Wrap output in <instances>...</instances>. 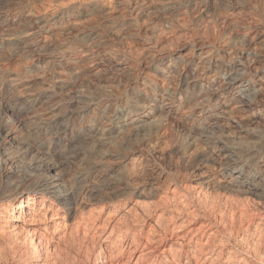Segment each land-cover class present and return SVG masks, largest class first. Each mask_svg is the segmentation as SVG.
Wrapping results in <instances>:
<instances>
[{"label":"bare ground","instance_id":"1","mask_svg":"<svg viewBox=\"0 0 264 264\" xmlns=\"http://www.w3.org/2000/svg\"><path fill=\"white\" fill-rule=\"evenodd\" d=\"M36 1L4 0L16 6L13 13L0 8V60L12 64L33 52V66L49 58L50 70L57 67L56 75L36 69L40 76L31 78L23 63L13 70L0 65V249L22 238L29 257L50 264L61 221L50 231L46 215L54 202L69 213L77 204L78 146L97 142L102 166L135 175L148 158L127 151L143 140L185 158L193 184L181 183L187 170L174 181L162 175L148 188L157 199L134 200L122 216L133 223L154 216L149 235L162 232L194 257H206L214 241L235 238L246 248L237 260L227 255L228 264H264V0H117L112 12L100 0H50L54 12L38 19ZM153 39L176 47L164 50L162 42L160 49ZM20 127L29 141L22 134L18 141ZM216 189L226 192L229 209L222 207L224 193L211 199ZM113 194L98 199L97 215ZM42 228L56 242L38 249Z\"/></svg>","mask_w":264,"mask_h":264},{"label":"rangeland","instance_id":"2","mask_svg":"<svg viewBox=\"0 0 264 264\" xmlns=\"http://www.w3.org/2000/svg\"><path fill=\"white\" fill-rule=\"evenodd\" d=\"M74 1L75 2L76 1L77 2H82V1L85 2L87 0H82V1L81 0H63V2L66 3V4H68L70 2L73 3ZM100 1H101V3H103V5L107 9L110 8L109 9L110 12L114 11L115 1L117 2V0H100ZM49 2H50V0L49 1L48 0H37L34 3V16L33 17L38 19V17L39 18L44 17L42 15L54 12V11H52V10H54V8L51 6V3H49ZM10 3H9V5L8 4L6 5V2H4V0H1L0 8L3 9V7L5 5L6 8L4 7V9H7V10L9 9L8 11H10V12L12 11V13H13L16 6L13 5L12 3L10 4ZM184 8L183 9L185 11H187V8L186 7H184ZM11 17H15V16H11ZM153 41H155V42H153ZM153 41H151L152 45L156 43L155 39H153ZM164 42H166V41L163 40V41H161L159 43H156L157 47H159L161 43H162L161 44L162 48H165V47L169 46L168 48H165L164 50H168L169 48L170 49L172 48L171 50H173L176 47V46L175 47H171V45H169L171 41L170 42L167 41L169 43L168 46H166L167 44L164 45ZM174 42L176 43L177 40L174 41ZM0 45L4 46L3 40H2V42L0 40ZM5 45H8V47L9 46L11 47V45H9L7 43H5ZM127 45L128 44H126L125 46H127ZM149 45L150 44H147L146 46H149ZM176 45H177V43H176ZM172 46H174V45L172 44ZM161 47H159V48L161 49ZM25 56L27 58V60H26L27 63H25L26 62L25 61ZM36 56H37L36 53H33V52L32 53L31 52L27 53L26 52L24 57L21 60H18L17 62L12 63L13 66H12V64H10L7 61L6 57H3L0 60V65H2L3 62L4 63L6 62V65L5 64L4 65L6 67L7 66L8 67L12 66V67H9V68L13 70V67L15 68L14 65L17 64L16 66H18L20 64V66H21L22 65L21 63H23L25 65V66L23 65L25 67V71H27V73H28L27 74L25 72L26 73L25 75H29V76H30V73L32 75L33 74V70H36V69H37L36 71L39 74L41 72V75L43 73L52 74L53 72H54L55 75L57 74L56 73L57 72V70H56L57 67L56 68L54 67L55 69L51 68L52 71L50 70V67L54 66V65H52L53 64L52 59L46 58L44 60V62L42 61L40 64H38L40 66V69L37 66H33V64L37 65L36 63H33V61L35 60V59H33V57L36 58ZM46 60H48V62L50 60V62L47 63ZM50 64H51V66H50ZM20 66L16 67V69L19 68ZM48 67H49V69H48ZM35 73L36 72L34 71V74L32 75V77L31 76L30 77L31 78H35V77L40 76V75L35 74ZM69 73H66V76L70 77L71 79L75 78L74 73H71V72H69ZM67 74H69V75H67ZM29 76H28V78H29ZM26 78H27V76H26ZM125 80H126V78H125ZM26 130H27L26 128L20 127V131H17V132H19V134L17 133L18 134L17 135L18 136V141L21 140V139L24 141V137L25 138L27 137L26 133H28V131H26ZM24 131H26V133ZM23 133L25 134V136H24ZM20 134H22L21 137H23V138H21L19 136ZM26 140L29 141L28 138H26L25 141ZM28 143H30V142H28ZM145 143H147V142L146 141L144 142L143 140L138 142V144L134 148L136 150V148L139 147L138 152H136L134 149H130L131 151L130 150L127 151V153H129L128 155H130L133 158H135L136 154H137L136 157H138L139 154H141V153H144V155L147 156V158H148L145 161L147 166L146 165L143 166V168L145 167L144 170H143V168L137 170L136 172L140 173L139 175H138V173L134 172L136 176L131 171H130L131 173L129 172L130 175H128V173H127L128 171L115 172L111 168H106V167L102 166L101 163H99L100 161H97V160H101V153H102L101 150H103V148H99L101 146L97 142L92 143L94 149L92 148V144H91V147H90L91 149L88 148V146H90V145L83 146V147H86V148H83L81 145L78 146V152L79 151L80 152H79V154L76 155L75 158H73L74 164L76 165L77 169L80 171L79 176H78V181H77L78 182V194L80 196L78 195L77 204L76 203L74 204L73 208L71 209V211L69 213L66 209H64L60 205H57V202H54L53 204H51L50 209L47 211V215H46L47 219H46L45 222H46V226L48 228H50V231H52L51 229H53V222L54 221H57V220L61 221L60 222V226H58L59 230L57 232L58 234L56 235V237L57 238H58V236L60 237V238H58V239H60V241H58V242H60V244H58V245H60L59 246L60 247V249H59L60 251L58 250V252H60V253L62 252V253L60 254V253H58L56 251L57 254H55V252L53 253L54 250H51V252H52L51 256L53 258L51 257L50 264H53V263H55V264H68V263L72 264L73 262H74V264H78V262H80L79 264H212V263L213 264L214 263L215 264H224V263L228 264L226 262V260L229 259L227 257V255L229 256L230 254L231 255L233 254L232 256H234V257L236 255V257L233 260H237L238 258L241 257V255L243 253V250L246 248V245L243 242L237 241L235 238H233V239H231L229 241H228V239L226 240V238H223L221 240L222 243H220L221 241L220 242L219 241H214L215 243L213 242L212 245H211L212 246L211 247V251H208L209 254L206 253L207 251H205V253L207 254L206 257H205V254H203L202 257L197 258V257H194V254H192V252H190L187 248H181V245L179 243H177V242L175 243V241L172 240L170 238V236H168L166 238V239H168V241H167L164 238V235H163L162 232L154 234L155 236L154 235H152V236L149 235V233L147 232L148 227H149L148 224H149V222L153 223L152 219H153L154 216L148 218L147 216L142 217L143 215L141 214L142 219H140L141 221L139 220V222L137 221L138 223H135L136 221H134V223H133L134 219L132 218L131 215H129V217L126 216V218L128 217L127 220H129V221L131 220L132 223H131V221L128 222L126 220V218H124V216H122L121 212H123L125 210V208L130 206L131 203L134 202V200L139 199L141 202L143 201L144 204L148 205V204L151 203L150 201H152V200L155 201V199H157L156 196L153 197V195H151L152 193H150V190L148 188L150 186H152V185H155L156 182H159V177L162 176V175L165 176L167 174L166 177L167 176L170 177V178L167 177V179H170L171 181H174L177 178L181 179L182 175H184V176L187 175V172L185 171V170H187L188 171V176L185 178L186 180H183L184 177L182 176V182L181 183L183 185L193 184V182H192L193 178L190 176L191 174H189V170H191L190 169L191 166L187 165L188 163H186L187 160L185 158L184 159H183V157H180L178 159L177 158H173V157L168 155L170 153L169 150H166L163 153L161 148L158 149L159 147H157L156 145L154 146L153 144H150V143L145 144ZM17 144H18V142L15 145H17ZM144 145H145V147H144ZM151 145H153V147ZM140 147H141V149H140ZM146 148H148V149H146ZM153 148H154V151L152 152L153 153L152 154L150 152L153 150ZM92 149H93V151H92ZM95 149H97V151H99V152H97ZM143 149L144 150L146 149L145 150L146 152ZM149 149H150V152H148ZM190 150H192V149L191 148L190 149L187 148L186 151L189 152ZM90 154H92L93 156L90 155ZM80 155H82V156H80ZM85 155L86 156L88 155L87 158L89 156L90 157L87 159ZM161 155H162V157H161ZM165 155L169 156L171 158V161H170V158L165 156ZM155 156H156V158H155ZM80 157H82V158H80ZM92 157H93V159H91ZM76 158H78V159H76ZM95 158H97L96 161H94ZM149 159H150V161H149ZM176 159H177V161H176ZM147 160H148L149 163L147 162ZM181 160H183V161L181 162ZM174 161H176V162H174ZM180 163H184V164L180 165ZM185 163H186V167L188 166L189 169L185 167ZM87 164L90 167H88ZM174 164H175V166H173ZM177 164L179 165V167H178ZM128 165H130V166H128V168L131 169V162ZM95 166H96V168H95ZM103 167H104V169H103ZM177 167L180 168V169H178ZM178 170H180V171H178ZM157 171H159V172H157ZM176 172H177V174H176ZM181 173H182V175H181ZM119 175H120V177H119ZM154 175L155 176L157 175V177H155ZM132 176H133V178H132ZM127 177L128 178L130 177V178L128 179ZM144 183H145V185H144ZM80 186H82V188ZM92 187H93V189H92ZM131 189L133 191H131ZM122 190H124V192L127 193V194H125ZM217 190H218V192H217ZM140 192H142V194H139ZM213 192H216L217 193V194L215 193L216 195H221V193H224L223 195H221L222 197L226 194V192H223V191H221L219 189H216L215 191H212V193H209L210 196L212 195L211 199H215L214 197L216 196V195L213 196V194H214ZM219 192H221V193L218 194ZM113 193L115 194V198H111L110 204H108V207H105L104 209H102L104 211L101 210V213H100L101 215H97V213L100 212V210H98V209H101V207H102V202H100L101 199L107 198L108 195H112ZM114 194H113V196H110V197H114ZM101 195H102V197H101ZM119 195H122V196L119 197ZM128 195H129V197H127ZM225 197H227V196H224L223 200H222V202H224V203L221 202L222 203V207L223 208L224 207L228 208L229 204L226 202V200H224ZM200 199H202V198H200ZM106 200H108V199H106ZM123 202H124V204H122ZM114 203L115 204L116 203H121L122 205L120 204L119 206H116L114 208L113 207ZM173 203L174 202L171 203V206L174 205ZM75 206H76V208H75ZM161 208L162 207H160V206L157 207V209H155L156 211L154 210L155 213H160V211L163 209V208L162 209ZM110 210H112V212ZM109 211H110V214L108 215L107 213ZM121 218H123V219H121ZM119 220H121V221H119ZM113 222H115V226H113V232H111V235L106 236L107 233L110 231L111 225L112 224L114 225ZM129 226H130V228H129ZM133 229H135V230H133ZM43 230L44 229L42 228L41 231L45 234V236L43 237L45 239V241H44L43 244H41V243L37 244L38 245V247H37L38 249L39 248H41V249L46 248V246L49 247L50 245H52V243L56 242L55 239L51 240L50 239L51 238L50 235L45 233V231H43ZM46 234H47V236H46ZM70 234H72V235H70ZM146 234H147L148 238L146 237ZM157 234H159V235H157ZM156 235L158 237H156ZM160 235L161 236L163 235V236L161 237ZM153 236H154L155 240H154ZM65 238H68V242H67V239L65 240ZM19 239H17V242H19V243H17L16 241H13V240H12V242L11 241L9 242V245L12 243L10 246H11V249H13V250H11L10 252H13V254L9 252V250H10V246L9 245H6L7 249H9V250L3 249V247H1V249H0V253L1 254L0 255L2 257L0 259V264H5V263L6 264H42L41 260L34 259L32 257H29L26 254L25 250H26V245L28 246V241L25 240V239L23 240L22 238L20 240ZM147 239L151 240L152 245H151V243H149L150 241L149 242L146 241ZM63 240H64V242L66 241L67 243L66 242L64 243ZM137 241H139V242H137ZM235 241H237L236 244H235ZM13 242H14V244L16 242L15 246H14ZM216 242H218V245H217ZM24 243H27V244H24ZM63 243H64V245H63ZM220 244H225L226 246H224V245L221 246ZM3 245H5V244H3ZM12 245H13L14 248L12 247ZM147 245H149V246H147ZM163 245H164V248H165V251H164L165 254H163L164 253L163 252V249H164ZM6 246H4V248H6ZM240 246H241V248H240ZM151 247H152V249H151ZM2 249L4 251L5 250L7 251L8 254L6 253V251H5V253L8 256L6 254H4V251H1ZM149 249L151 251H149ZM172 250H174L173 251L174 253L172 252ZM179 250H180L179 255H174V254L178 253ZM239 251H240V253H239ZM133 252L134 253L137 252V253L134 254ZM236 252H238V253H236ZM190 253H191V255H190ZM210 253H212V254H210ZM3 254H4V256H3ZM141 254H143V255H141ZM145 254H146V256H144ZM170 254L173 255V256H171ZM56 255H58V256H56ZM137 255L138 256L139 255L142 256L143 259L142 258H136V257H138ZM163 255H165L166 258ZM192 255H193V257H192ZM221 255H222V257H221ZM5 256H7V258ZM26 256H28V257H26ZM179 256H181V257H179ZM207 256H210V258L209 257L207 258ZM204 257L206 259H208V260H205ZM213 257H215V259H213ZM2 258H3V260H2ZM178 258H180V259L178 260ZM226 258H228V259H226ZM209 261H211V262H209Z\"/></svg>","mask_w":264,"mask_h":264}]
</instances>
